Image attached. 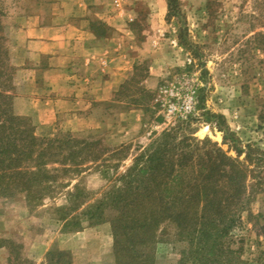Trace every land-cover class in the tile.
Listing matches in <instances>:
<instances>
[{
    "label": "rangeland",
    "instance_id": "374dc122",
    "mask_svg": "<svg viewBox=\"0 0 264 264\" xmlns=\"http://www.w3.org/2000/svg\"><path fill=\"white\" fill-rule=\"evenodd\" d=\"M33 2L0 0L7 11L4 20L15 7L32 8ZM119 4L125 37L147 45L117 90L119 102L107 106L118 111H110L105 127L77 131L67 127L65 117L45 125L21 115L37 125L38 133L99 139L109 149L106 160L63 175L59 182L66 186H56L41 205L27 203L22 194L0 196V264H7L11 243L29 264H45L47 253L55 250L68 251L74 264H114L109 222L62 232L55 208L68 203V191L78 184L83 210L117 183L115 177L136 154L182 120L187 124L180 136L207 139L247 166L248 199L232 230L233 246H240L244 260L264 262V0H179L173 15H167L166 0ZM12 87L13 92V80ZM130 108L137 110L125 114ZM156 235L153 264H182L187 243L177 229L165 223Z\"/></svg>",
    "mask_w": 264,
    "mask_h": 264
},
{
    "label": "trees",
    "instance_id": "16d2710c",
    "mask_svg": "<svg viewBox=\"0 0 264 264\" xmlns=\"http://www.w3.org/2000/svg\"><path fill=\"white\" fill-rule=\"evenodd\" d=\"M166 6L167 15L179 12V0H166ZM6 14L0 3V196L22 194L37 206L56 186H66L59 182L63 175L106 160L109 149L93 137L38 133L29 117L13 112ZM183 124L164 129L115 177L117 183L83 210V189L74 184L68 203L55 208L61 231L107 221L114 264H153L156 232L169 223L187 243L182 264H264L260 257L244 260L240 246H233L232 230L248 199L247 166L207 139L180 136ZM16 248L9 246L7 264H29ZM45 264L74 263L68 251L55 250L47 253Z\"/></svg>",
    "mask_w": 264,
    "mask_h": 264
},
{
    "label": "crops",
    "instance_id": "0c3cea01",
    "mask_svg": "<svg viewBox=\"0 0 264 264\" xmlns=\"http://www.w3.org/2000/svg\"><path fill=\"white\" fill-rule=\"evenodd\" d=\"M33 1L5 21L13 111L45 125L65 117L77 131L105 127L110 111H118L107 106L119 102L117 90L146 42L125 37L119 0Z\"/></svg>",
    "mask_w": 264,
    "mask_h": 264
}]
</instances>
